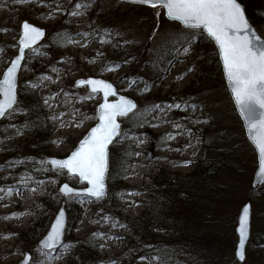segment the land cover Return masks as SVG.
I'll return each mask as SVG.
<instances>
[{
	"label": "rangeland",
	"instance_id": "obj_1",
	"mask_svg": "<svg viewBox=\"0 0 264 264\" xmlns=\"http://www.w3.org/2000/svg\"><path fill=\"white\" fill-rule=\"evenodd\" d=\"M70 1L0 0V76L16 54L21 22L45 29L43 40L26 53L18 81L41 101L51 129L49 141L38 146L21 109H14L2 121L8 127V138L0 143V264H16L26 251L37 263L83 264L73 247L81 240L96 242L100 264H164L163 257L152 253L131 258L122 255L132 237L127 222L143 212V201L149 197L157 173L186 175L195 168L205 155L212 128L217 130L216 145L226 155L223 164H237L241 169L222 171L216 185L223 187L218 190L200 187L195 196H199L198 207L177 208L175 214L182 225L193 230L182 235L207 241L223 264H264L263 201L259 189L251 187L256 154L245 137L212 46L199 37L198 29L167 20L161 8L117 0H74L65 10ZM238 1L244 6L243 0ZM77 4L88 6L77 8ZM71 23L72 37L68 38ZM253 25L264 38V20ZM198 73H202L200 78ZM86 77L108 80L138 103L136 114L122 120L117 139L118 145L126 142L135 150L123 180L129 191L115 203H111L109 188L102 200L68 198L81 209V218L74 223L67 220L64 244L45 253L37 250L36 242L46 233L60 205V184L86 187L76 176L54 171L43 161L47 156L66 157L96 123L100 94L88 98L86 86H74L76 80ZM131 81L135 83L130 85ZM19 102L20 95L17 106ZM146 113V126L134 133L123 132ZM112 160L109 152L107 186ZM247 201L251 204L250 238L246 259L239 263L234 258V229L239 209ZM118 207L120 213H114ZM95 208L100 212L95 214ZM26 231L25 240L21 233ZM257 235L261 243L250 252V242Z\"/></svg>",
	"mask_w": 264,
	"mask_h": 264
},
{
	"label": "snow or ice",
	"instance_id": "obj_2",
	"mask_svg": "<svg viewBox=\"0 0 264 264\" xmlns=\"http://www.w3.org/2000/svg\"><path fill=\"white\" fill-rule=\"evenodd\" d=\"M131 3L161 8L169 20L178 21L188 29H202L215 41L223 61L224 73L231 88L232 97L241 116L248 125V135L259 154V167L254 186L264 182V41L251 29L241 6L236 0H130ZM88 5L77 4V8ZM77 13H73L76 15ZM159 15V12H157ZM19 41L21 56L12 62L4 79L0 81V117L12 109L16 103V69L23 50L31 47L44 35L43 31L25 23ZM187 52V49H185ZM111 70V69H109ZM135 81H131L134 84ZM90 86L89 97L102 91L105 98L115 95L112 85L101 80H81L77 86ZM136 107L131 101L121 98L116 103L100 105V123L90 130L79 147L65 160L48 161L53 168L67 169L70 175H78L89 187L84 193L96 199L104 196V176L107 170V146L118 135V116H126ZM159 107V106H156ZM179 107V105H176ZM257 109L260 111L258 112ZM61 192L68 194L74 190L65 184ZM249 208L245 206L238 232L243 246L248 233ZM63 212L43 243L45 248H54L63 228ZM237 256L243 259L242 251Z\"/></svg>",
	"mask_w": 264,
	"mask_h": 264
},
{
	"label": "trees",
	"instance_id": "obj_3",
	"mask_svg": "<svg viewBox=\"0 0 264 264\" xmlns=\"http://www.w3.org/2000/svg\"><path fill=\"white\" fill-rule=\"evenodd\" d=\"M71 0L66 3L65 10L74 5L75 1ZM246 15L253 24H257L264 20V0H243ZM69 6V7H68ZM68 38L72 37V23L69 25ZM199 32V37L208 42L212 46L213 53L216 52L212 42L202 33ZM200 43V38L198 39ZM202 73H198L197 78H200ZM25 87V85H24ZM23 87L22 83L18 85V94L20 95V102L16 111L22 110L25 120L29 128L33 130V143L39 146L49 141L51 129L47 118L46 110L41 101L36 97V94L28 87ZM22 104L24 108H22ZM12 112V111H11ZM9 112V113H11ZM134 115L136 113H133ZM148 124L147 113L137 116L131 125L126 127L123 132H136V129ZM207 143L205 144V155L198 162L195 168L186 175H181L172 172H160L154 176L153 186H149V197L144 201V210L141 215L134 220H129L127 225L131 229L132 237L128 240L127 249L123 252V256L131 258L135 255L143 253H152L158 257H163L166 260L164 264H223V261L214 246L206 245L207 241L204 239L197 240V236H184L185 231L193 233L184 227L183 222L176 216L178 209L186 207H198L195 197L198 195L200 187L207 186L211 191L218 190L222 187L216 185V181L222 171L230 170V172H239L240 165L237 164H223L222 159L225 154L222 153V148L216 145L214 132L217 130L210 129ZM209 130V131H210ZM208 131V132H209ZM8 138V127L5 123L0 127V143L2 144ZM110 152L113 156L110 174L108 176V188L110 189L109 196L111 203L116 200L127 197L128 187L124 184V178L128 175L132 162L135 156L133 145L129 143H122L118 145V140L111 146ZM225 153H228L227 151ZM238 166V167H237ZM241 171L239 173V176ZM216 186V187H215ZM170 197L164 198V195ZM264 207V185L259 189L258 194ZM173 199V204H169V200ZM68 220L70 223L77 222L82 215V211L77 205L73 204L71 199L66 200ZM121 209L118 207L114 213H120ZM264 211V210H263ZM95 214L99 213V209L95 208ZM112 212V210H111ZM49 216L46 217V222ZM39 228L36 235L42 234ZM165 231V234L160 236L159 232ZM22 238L27 237V231L21 233ZM32 238H35L32 236ZM84 241V240H83ZM78 242L74 248L76 249L75 256L83 259V264H100L96 253V242L84 241ZM96 241V240H95ZM261 243V236L253 237L248 249L254 252L255 248ZM151 244V245H150ZM187 248L186 246H189ZM148 246V247H147ZM185 247V250H184ZM189 249H192L191 251ZM38 250V249H37ZM35 251V253L37 252ZM177 252V253H176ZM177 260H176V259ZM30 264L37 263V259L33 258Z\"/></svg>",
	"mask_w": 264,
	"mask_h": 264
},
{
	"label": "water",
	"instance_id": "obj_4",
	"mask_svg": "<svg viewBox=\"0 0 264 264\" xmlns=\"http://www.w3.org/2000/svg\"><path fill=\"white\" fill-rule=\"evenodd\" d=\"M117 1H119V2H123V3H129V4L141 5V4H137V3H131L130 0H117ZM236 2L241 6V8H242V10H243V12H244V15H245V17H246V19H247V22H248V24L250 25L251 29L256 33V35L260 38L261 41H264V38H262V37L260 36V34L258 33L256 27L250 22V19H249L248 16L246 15V12H245L244 6H243L238 0H236ZM144 6H147V5H144ZM148 7H149V6H148ZM163 12H164V10H163ZM164 17H165L167 20H169V19L166 17L165 14H164ZM169 21H172V20H169ZM173 22H177V23H179L178 21H173ZM25 23L31 25L32 27H35V28H38V29L42 30L43 33H44V35H43L42 37H40V38L36 41V43L33 44L31 47H29V48H25V49L23 50V54H22V55H23V58H22V59H19V61H18V65H19V66H18V68L16 69V73H15V76H16V81H15V83H16V89H15V91H16V103L13 105L12 109L9 110L8 112L12 111V110L14 109V107L17 105V102H18V83H19L18 78H19L20 71H21V69H22V67H23L24 61H25V59H26V53H27L29 50L33 49L35 46H37V45L43 40V38L45 37V29L40 28V27H38V26H36V25H33V24L29 23L28 21H22L21 24H20V27H19V35H18V39H17V51H16V54L12 57V59H11L9 65H8V67L3 71L2 75L0 76V81H2V80L4 79V76H5V74L7 73L8 69L11 67L12 62H13L14 60H17V57H20V56H21V51H20V49H21V45H20L19 41H20L21 36H22V34H23V31H24V30H23V25H24ZM179 24H180V23H179ZM180 25H181L182 27H184L182 24H180ZM184 28H185V27H184ZM186 29H188V28H186ZM199 30H201V31L204 33V35H205L209 40H211V42L213 43V45H214V47H215V49H216V52H217L218 60H219V63H220V67H221V71H222V75H223V80H224L225 86H226L227 91H228V93H229V96H230V98H231V100H232V103H233V105H234L235 111H236V113H237V115H238V117H239V119H240V121H241V123H242V127H243V130H244L245 137H246V139L248 140V142L252 145V147H253V149H254V151H255V154H256V160H257V165H256L255 171H254V173H253L252 182H251V187H252L253 190H258V189L264 184V182H262V183L258 184L257 186H254V182H255V180H256V173H257V171H258V167H259V154H258V152H257V150H256V148H255V146H254V144H253V143L250 141V139H249V135H248V125H247V123H246V121H245V118L241 116L240 110L237 108V106H236V104H235V101H234V99H233V97H232L231 88H230V86H229L228 80H227V78H226V76H225V73H224L223 61H222V59H221V57H220L219 48H218V46L216 45L215 41L212 40L210 37H208L207 34H206L202 29H199ZM81 80H84V81H87V80H101V81H104L105 83L112 85V89H113V91L115 92V95H109L107 98H105L104 95H103V92H102V91H97V92H95V93H99V94H100V97H101L100 103H98L97 106H96V108H95V117H96V119H97L96 123H95V124H94V125H93V126H92V127H91V128L85 133V134H84V136H83V137L77 142V144L75 145V147L73 148V150H72V151H71L66 157H64V158H57V157H49V156H47V157H44L43 161H44L45 164H47V165L50 167V169H52V170H54V171H56V170H63V171H65V172L67 173V175H69V176H76V177L78 178V180H79L80 183H85V184H86V187H84V188H74V187L70 186L68 183H66V182H62V183L60 184V186H59L58 191L60 192V194H61V196L63 197V199H66V198H68L69 196H75V197H77V196H86V197H89V198H91V199H96V198L91 197V196H88V195H86V194H85V195H75V193H84V192H85V189H87V188L89 187V185L87 184V182H86V181H82L78 175H70V174L67 172V169L53 168V166H52L50 163H48V161H51V160H65V159H67V158H68V157H69L74 151L77 150V148L79 147L81 141L84 140V139L88 136V134L90 133V130H91L92 128L96 127V126L100 123V121H99V115H100L99 109H100V105H101V104H104V103H116V102H118L121 98H124V99H126V100H128V101H131L133 104L136 105V107H135L131 112H129L126 116H118V117H117V123L120 125V127H119V129H118V135H117L116 137L113 138V141H112L111 143L108 144L107 149H106V151H107V170H106V172H105V176H104V196H103L102 198H100V199H105L106 196H107V175H108V171H109V151H110V147L113 145V143H114V142L118 139V137L120 136L121 129H122V120L125 119V118H127L132 112H134V111L136 110V108H137L138 105H137L136 100H134L132 97H129V96L123 95V94H121L120 92H118L117 87H116L112 82H110V81H108V80H104V79H102V78H98V77H86V78H80V79H78V80H76V81L74 82V86H75V87H83V86H86L89 92L91 91V89H90V86H88L87 84H85V85H81V86H77V82H78V81H81ZM0 99H2V97H0ZM257 111L259 112L260 110L257 109ZM8 112H7V113H8ZM7 113H6L4 116L0 117V125H1L2 120H3V119L5 118V116L7 115ZM148 159H149V157H148ZM65 184H67V185L69 186V188L73 189L74 192H73V193H68V194H65V193L61 192V188H62ZM245 206H248V208H249V214H248V233H247V238H246V240H245L243 246H241V245H240V233L238 232V228H239V226H240V217H241L242 211H243V209H244ZM61 212H63V217H62V219H63V228H62V230H61V236H60V239H59V241L56 243V245H55L54 248H45V247L43 246V243L46 241V239H47L49 233L52 231V228H53V226H54L55 223H56L57 217L60 215ZM67 220H68V219H67L66 203H65V200H62V201L60 202V205H59V207H58L56 213L54 214V216H53V218H52V220H51V222H50V225H49V227H48L46 233H45L40 239H38V241H37V243H36V246H37L40 250L45 251V252H50V251H54V250L59 249V248L64 244V235H65V230H66V227H67ZM250 230H251V204H250L249 201H247V202H246L245 204H243V205L240 207V209H239V212H238V215H237V219H236V226H235V229H234V232H235V235H236V243H235V248H234V258H235L239 263H243V262L245 261V259H246V248H247V244H248V241H249V238H250ZM238 250L242 251L243 259H241L239 256H237V251H238ZM31 259H32L31 254H30L29 252L26 251V252H24L22 258H21L16 264H30ZM133 264H136V263H133Z\"/></svg>",
	"mask_w": 264,
	"mask_h": 264
}]
</instances>
